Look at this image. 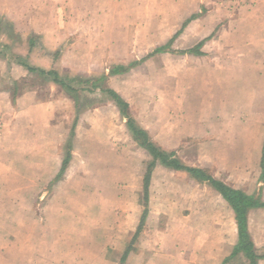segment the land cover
<instances>
[{
    "label": "crops",
    "instance_id": "obj_1",
    "mask_svg": "<svg viewBox=\"0 0 264 264\" xmlns=\"http://www.w3.org/2000/svg\"><path fill=\"white\" fill-rule=\"evenodd\" d=\"M124 4L138 6L136 0H0V84H7L0 89V152L20 154L3 161L18 173L0 178L51 181L50 190H37L50 200L37 217L41 221L27 219L26 233L19 239L20 264H28L30 256L36 264H264V206L246 213L255 259L237 250L239 225L231 203L208 181L185 171L156 165L144 214V175L141 180L139 158L129 156L136 151L131 146L142 150L148 162L151 156L136 140L115 100L99 89L85 92L78 110L76 100L62 86L45 84L38 72L29 70L55 72L62 78L105 77L102 87L128 104L130 116L150 142L175 152L183 165L203 170L264 204V0H242L239 5L261 13L229 17L228 32L242 37L240 57L231 55L209 77L197 73L195 64L220 33L186 46L196 38L197 28L204 27L206 14L187 17L178 31L170 33L164 50L156 48L141 56L130 48L132 41L125 46L130 34L117 17L109 16ZM160 57L163 75H142L141 67ZM122 67L127 72H119ZM49 86L64 95L20 103L24 93L31 92L34 98ZM162 87L171 95H160ZM202 89L206 100L197 96ZM189 93L194 96L186 99ZM140 100L144 114L153 120L150 125L136 114ZM159 102L174 104L176 112L164 105L158 111ZM58 116L61 125H71L66 140L58 137L60 144L43 137L32 142L34 150L27 154V141L15 142L19 133L29 139L33 133L44 135L48 127L55 132L53 121ZM48 117L52 124L47 127ZM116 120L120 124L113 132ZM4 134L15 140L5 141ZM189 146L200 151L196 162L184 155ZM207 146L214 147L205 155ZM159 172H164V179ZM172 180L201 188L199 193L194 192L197 188L180 189L178 212L172 199L179 198L168 189ZM205 193L213 198L210 221L204 216ZM30 245L35 247L31 255Z\"/></svg>",
    "mask_w": 264,
    "mask_h": 264
},
{
    "label": "rangeland",
    "instance_id": "obj_2",
    "mask_svg": "<svg viewBox=\"0 0 264 264\" xmlns=\"http://www.w3.org/2000/svg\"><path fill=\"white\" fill-rule=\"evenodd\" d=\"M221 1H225L224 5H220L222 3ZM136 2H138V6L134 7V9L131 6L124 4L123 7H119L118 12H116L114 15L109 14V16L117 17L119 19V23H121L122 25V28L126 30L127 34H130V38L125 39L127 41L125 46L128 45V41H132V46L130 48H134V52L140 53L141 56L156 48H163V46L170 40V37L172 35L170 33H175L176 31H178L184 23V20L190 18L192 15H207V21L204 23V27H195L198 29L196 38L193 41H187L186 46L188 48H191L195 46L196 43L198 44L201 39L207 38L213 33H220V36H218L216 41L212 40L207 44L205 48L207 54L204 57L198 58L196 60L195 71L197 73L202 72L203 75L208 77L214 73V68L219 67V65L223 66L225 62H228L230 60L231 55H235L237 56V58L240 57V53H238V50L242 37L239 36L237 32L233 34H230L228 32L229 17L235 15L236 18V16L241 13H261L260 10L253 11L248 6L240 7L239 5L242 3V0H136ZM216 15L219 16L215 17ZM127 30H130V32H128ZM155 61L156 62H153L150 65L144 64L141 67L142 75L143 73H146L149 76L153 75L155 77L156 75H163V70L160 69L161 65L163 66L164 63L163 58L160 57L157 60L155 59ZM0 66H3V63L0 62ZM39 85L42 86L41 83H39ZM6 87L7 84H0V89H5ZM43 88L45 89V91L40 90L36 92L34 98H32V94H28L31 92L24 93V95H26V98L22 100L23 102L20 103L22 105L26 104L28 102L26 101V99H32L34 101H44L50 98L51 100H53L54 98L57 99L64 95L56 87L49 86ZM203 93L204 89H202L201 92L197 93V96H200L202 99L206 100L208 97L206 94ZM166 94L171 95L168 92V89H164L162 87L160 95ZM190 95L194 96L193 94L189 93L186 99L189 98ZM166 103L159 102L158 111L160 110V105H164L165 108H169L168 111H170L171 109L173 113H175L176 108L175 106H173L174 104L167 103V106H165ZM135 106L136 114L139 115L140 120H142L145 125L152 124L153 120H151L147 115L144 114V103L142 102V100H140V103L137 102ZM49 118L50 117L44 119V125H46L47 127L52 124ZM172 121L177 124L176 121ZM175 123L173 124V127L175 126ZM62 124L64 125H61V121L58 116L53 121V125L56 129L55 132H52L51 129H49L48 127L44 135L33 133V138L29 139L26 138V133H19L17 136L18 140L15 142H18L20 140H22L23 142L26 140L28 146L30 147V150L27 151L28 154L32 152L31 150H34V144H32V142L42 141L43 137L48 143H53V138L54 142L56 143L58 137L60 136L63 138V140H66L70 133L71 125L68 124V122H62ZM117 124H120V120L115 121L112 127L113 132L116 130ZM163 130L166 131V129ZM4 137L5 141L15 140L12 135L4 134ZM125 139L127 140V136L125 137ZM63 140L62 145L65 144ZM57 143L60 144L59 142ZM193 145L194 144H192L191 146ZM131 147H133L136 151L132 150L130 154H133L134 156H129L135 159L136 161L139 160L140 177L142 180L143 175L146 171V165L149 161L148 156L142 150L137 149L133 145ZM213 147L214 146H207L205 148V155L211 152ZM199 154L200 151L197 148L189 146V148L185 149L184 155L187 159H189L190 162H196ZM19 156L20 154L13 155V153H10L9 151H3V153L0 154V175L2 177L9 173H18L16 167L6 165L4 166L3 161L8 158ZM9 161H12V159H9ZM158 175L160 176V178L164 179V172H159ZM181 184L183 185V187H181ZM50 185L51 181L49 180H46L43 184H40L35 179L26 182H19L6 181L4 180V178H0V264H20L21 261L19 259V256L21 246L19 245V239L22 238L24 233H26L25 229L29 225L27 219H29L31 223L35 222L37 219L41 221V219L37 217L42 216L41 212L44 207L48 206V202L50 200L47 196H45V198H42V193L37 192V190H43V188L46 191L50 190ZM168 185L170 194L171 192L173 193V196H175L176 194L177 198L180 197V189L182 191H193L197 188L195 185H191L188 182L184 183L183 181L179 182L176 180H172V182H169ZM160 186L161 182L157 185V189H159ZM141 189L142 186L140 184L139 190ZM200 189L201 188H197V191L194 192L199 193ZM38 193L40 194L37 195ZM205 196L206 198L204 199V202L206 205V209L204 216L206 217L207 221H210L213 215L211 214L209 203L211 204L213 202V198L209 195L207 196L206 193ZM172 200L175 201V204H178L174 211H180V198L178 200H175L173 198ZM182 205L186 204L182 202ZM224 216L226 217V214H224ZM223 218L224 217L222 216L219 220L222 221ZM214 235H216V229H214ZM214 243H216V241ZM34 249V246H28V253H30L31 255V253L34 252ZM210 249L211 247L209 248V250ZM29 258L30 260L28 264H36V261H34L35 258L32 259L31 256Z\"/></svg>",
    "mask_w": 264,
    "mask_h": 264
},
{
    "label": "trees",
    "instance_id": "obj_3",
    "mask_svg": "<svg viewBox=\"0 0 264 264\" xmlns=\"http://www.w3.org/2000/svg\"><path fill=\"white\" fill-rule=\"evenodd\" d=\"M202 47V43L198 47L200 49ZM162 49H158V51H162ZM198 54V53H196ZM31 72H38L39 78L43 83L54 82L62 86L66 92L72 96L77 102L78 110L83 106V99H85V92L92 93L95 90L99 89L102 94H108L115 100L116 104L119 106L122 114L128 119V126L129 129L132 131L133 135L136 137L138 143L147 150V152L151 156L150 162L147 163L146 171L144 173L143 179V200L146 201L145 206V213H147V200H148V192L150 187V180L152 178V173L159 163L162 166H165L169 169H174L176 171H185L192 177L197 180H204L208 181L216 190H218L223 197L231 203L234 210L237 214V220L239 225V234H240V242L237 246V250H245L247 254H250L252 259H255L256 255L253 252V246L248 235L247 231V219L246 213L249 208H255L264 206L259 199L253 196H247L244 193L231 189L230 187L224 185L222 182L217 181L209 176L203 170H199L196 168H190L183 165L175 152H167L162 148L156 146L154 143L150 142L148 134L143 130L140 129L135 121L129 114L128 104L125 103L115 92L111 90H106L102 86L104 85L105 77L101 78H90V79H82V78H62L58 73L55 72H45V71H38L34 68H29ZM128 68H121L119 72H127ZM103 89H102V88ZM68 165V161L64 162L63 169H65ZM257 258V257H256Z\"/></svg>",
    "mask_w": 264,
    "mask_h": 264
}]
</instances>
